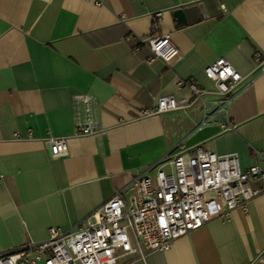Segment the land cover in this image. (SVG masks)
<instances>
[{
	"label": "crops",
	"instance_id": "0c3cea01",
	"mask_svg": "<svg viewBox=\"0 0 264 264\" xmlns=\"http://www.w3.org/2000/svg\"><path fill=\"white\" fill-rule=\"evenodd\" d=\"M155 24L178 49L169 63L149 62L141 43ZM256 55L264 59V0H0V252L72 229L165 157L202 147L248 169L264 151ZM222 58L243 77L229 107L214 106L231 129L218 117L203 125V104L181 85L194 80L219 99L204 71ZM160 96L191 107L139 117ZM89 123L97 132L76 137ZM53 137L68 139L67 157L51 158ZM253 188L262 194L247 212L118 264H264V182Z\"/></svg>",
	"mask_w": 264,
	"mask_h": 264
},
{
	"label": "built area",
	"instance_id": "2783aa9c",
	"mask_svg": "<svg viewBox=\"0 0 264 264\" xmlns=\"http://www.w3.org/2000/svg\"><path fill=\"white\" fill-rule=\"evenodd\" d=\"M157 24L152 34L141 40L150 48L149 62L160 59L169 63L178 54L170 35H158ZM138 50V49H137ZM256 68L264 74V59L255 56ZM204 74L214 83L219 99L208 101L194 80L182 81L204 108L203 125L216 123L231 129L214 108L229 107L233 89L243 81L242 75L225 59L205 68ZM77 100L90 105L91 99L79 95ZM191 107L186 100L160 96L151 109L139 111L146 118ZM97 132L93 123L79 126L76 137ZM68 139L50 138L53 159L69 155ZM255 162L242 170L237 154L217 155L198 147L165 157L145 172L138 173L129 187L96 209L87 219L68 231L51 227L46 241L27 243L0 252V264H118L122 257L144 259L149 253L165 252L172 243L201 229L215 219H227L238 207L246 212L248 204L262 194L253 185L264 182V151H254ZM264 263V253L260 257Z\"/></svg>",
	"mask_w": 264,
	"mask_h": 264
},
{
	"label": "water",
	"instance_id": "95a60500",
	"mask_svg": "<svg viewBox=\"0 0 264 264\" xmlns=\"http://www.w3.org/2000/svg\"><path fill=\"white\" fill-rule=\"evenodd\" d=\"M196 8H197V10L200 9V10L203 11V6H202V5H199V6H197ZM184 11H185V10H184ZM181 12H183V11H179V14H181ZM176 15H177V14H176ZM203 17H206V15L204 14Z\"/></svg>",
	"mask_w": 264,
	"mask_h": 264
}]
</instances>
